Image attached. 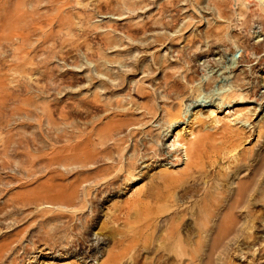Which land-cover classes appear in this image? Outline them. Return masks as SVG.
<instances>
[{
  "label": "rangeland",
  "instance_id": "rangeland-1",
  "mask_svg": "<svg viewBox=\"0 0 264 264\" xmlns=\"http://www.w3.org/2000/svg\"><path fill=\"white\" fill-rule=\"evenodd\" d=\"M249 176L264 0H0V264H264V182L245 234L202 256Z\"/></svg>",
  "mask_w": 264,
  "mask_h": 264
},
{
  "label": "bare ground",
  "instance_id": "bare-ground-1",
  "mask_svg": "<svg viewBox=\"0 0 264 264\" xmlns=\"http://www.w3.org/2000/svg\"><path fill=\"white\" fill-rule=\"evenodd\" d=\"M216 13L219 16H222L225 14L223 11V4L221 3V1L220 2L218 1L216 4ZM122 107H123V105H122ZM117 108H118V106H117ZM163 111L167 112L168 109L163 108ZM218 121H219L218 119H216V118L214 119V122H218ZM123 124L128 126L127 123H123ZM204 136H205V139L208 138V137H206V135H204ZM179 137L181 138V135L179 132H177L175 134V142L180 143V145L183 149V152H184L183 153L184 157H186V158L190 157L191 158V156H189L191 148L194 149L195 155H198L199 153H201L199 150H201L200 148L202 147V144H203L202 143L203 142L202 138H204L203 136H200L197 139L191 140V141L184 139V138L178 140ZM83 142H84V139H83ZM80 145H82V144H80ZM82 150H84V149H82ZM80 152H83V151H80ZM84 152H86V151H84ZM90 154H91V152H90ZM80 155H81V153H80ZM82 155H87V154L82 153ZM161 155L163 156V158H161V159H166L168 157H170V158L172 157L174 162L182 160V155H180V152L179 153L173 152V153H171V155H168V156H164L165 154L163 152ZM92 156H93V154H92ZM94 157H96V155H94ZM79 159L81 160V158H79ZM188 164H191V162H188ZM188 164H187V166H188ZM88 165L92 166L93 171L97 170V165L95 163V160L92 159V157L90 158L88 156L87 157L83 156L81 166L87 167ZM189 168H190V166H189ZM127 170H129V169H127ZM128 173H129V171H128ZM183 173L186 174V172H183ZM130 175L133 176L132 173ZM261 182H264V178L260 181V183ZM260 183L258 182V178L256 176H249V177H245L242 179H236V181L234 182V186L232 187L231 191H228L229 192L228 194L224 193L223 196L221 197L222 199L220 198V200L217 201L216 205L214 206L215 208L213 211V217H215L213 225L205 230L204 237L206 238V242H208V243L205 246V249H204V252L202 253V256L204 255V257H205V256L209 255V253H208L209 252V247H208L209 243H211L212 245L217 244L218 245L217 249L219 251V249H221V247L225 246L229 241H231V240L233 241L234 239L245 234L243 232L244 230L242 231L243 224L245 223V219H244L245 216L243 218L244 213H245L246 217L250 218V223L253 224V222L255 220V215H254L255 213L254 212H255V208H256L254 198L256 197V194L258 196V193H259L258 191H260V186L262 185ZM198 191L199 190H197L196 192H198ZM209 194L207 193V191H203L201 199L198 202V205L202 204L203 202L205 204V202L207 200V196ZM195 220H194V223H195ZM192 223H193V221H192ZM252 224H251V227H252ZM245 236L247 237V238L246 237L245 238L248 239L251 237V234L248 233ZM245 238H243V239H245ZM201 242H203V241H201ZM110 254H112V253H110Z\"/></svg>",
  "mask_w": 264,
  "mask_h": 264
}]
</instances>
